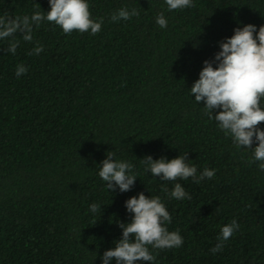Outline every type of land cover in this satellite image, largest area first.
<instances>
[{"label": "trees", "instance_id": "16d2710c", "mask_svg": "<svg viewBox=\"0 0 264 264\" xmlns=\"http://www.w3.org/2000/svg\"><path fill=\"white\" fill-rule=\"evenodd\" d=\"M88 3L92 18L103 19L96 34L45 21L31 42L16 34L14 55L0 41V264H100L121 238L119 223L130 222L124 201L139 192L161 197L168 230L184 239L178 248L149 245L152 264H264V171L188 95L238 22L264 25V0H193L172 11L164 0ZM49 7L0 0V14L13 17ZM121 7L140 14L111 22ZM37 44L43 50L33 54ZM20 63L28 70L17 78ZM107 151L134 164L139 177L129 191L108 192L98 176ZM185 153L197 175L209 168L215 176L163 181L139 160ZM177 182L190 199L165 193L162 186ZM93 202L102 205L95 214ZM232 219L239 229L213 254L220 226Z\"/></svg>", "mask_w": 264, "mask_h": 264}, {"label": "clouds", "instance_id": "9594fccd", "mask_svg": "<svg viewBox=\"0 0 264 264\" xmlns=\"http://www.w3.org/2000/svg\"><path fill=\"white\" fill-rule=\"evenodd\" d=\"M193 0H164L168 11L191 7ZM48 11H34L31 15L0 14V41L7 43L6 51L15 54L20 40L33 41V30L41 23L54 22L64 33L77 30L81 33L96 34L101 30L103 19L92 18L88 0H48ZM135 7H121L110 14L111 22L127 21L139 16ZM155 23L161 29L168 20L164 12L155 17ZM219 50L211 60L205 59L203 66L190 88L188 95L194 96L198 105L203 102V113L216 123L219 130L229 136L238 148L250 150V159L258 162L264 171V129L259 124L264 122V25L243 24L239 22L233 34L218 42ZM43 45L37 44L33 54H39ZM27 67L20 63L16 66L17 78L27 72ZM255 145V146H253ZM143 171L163 181H175L177 178L201 180L215 176V169L204 168L197 175V167L188 163L187 153L172 159L163 156L153 159L146 155L139 159ZM97 174L104 182L108 192H127L139 177L134 164L126 159L117 158L115 151H107L105 158L96 167ZM163 187L165 193L179 201L190 199V194L180 183H175L171 190ZM125 209L131 214L130 222H121V238L114 241V246L103 251L100 264H143L152 262L155 255L152 249H172L183 245L184 239L177 229L169 231L171 215L160 196H145L143 192L124 201ZM101 204L91 203L89 209L95 214L101 210ZM240 225L236 219L220 226L213 254L224 247Z\"/></svg>", "mask_w": 264, "mask_h": 264}]
</instances>
